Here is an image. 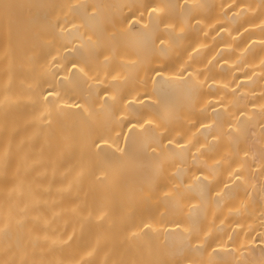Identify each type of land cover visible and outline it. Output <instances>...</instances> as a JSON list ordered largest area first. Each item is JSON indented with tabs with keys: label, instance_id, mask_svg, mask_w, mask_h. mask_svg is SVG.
I'll return each mask as SVG.
<instances>
[{
	"label": "bare ground",
	"instance_id": "bare-ground-1",
	"mask_svg": "<svg viewBox=\"0 0 264 264\" xmlns=\"http://www.w3.org/2000/svg\"><path fill=\"white\" fill-rule=\"evenodd\" d=\"M0 264H264V0H0Z\"/></svg>",
	"mask_w": 264,
	"mask_h": 264
}]
</instances>
